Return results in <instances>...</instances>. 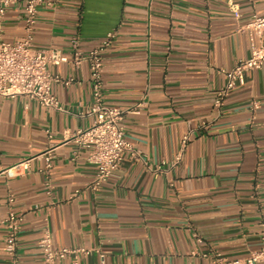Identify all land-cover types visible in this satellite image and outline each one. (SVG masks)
<instances>
[{
  "label": "crops",
  "instance_id": "obj_1",
  "mask_svg": "<svg viewBox=\"0 0 264 264\" xmlns=\"http://www.w3.org/2000/svg\"><path fill=\"white\" fill-rule=\"evenodd\" d=\"M26 1L6 8L5 40L25 35ZM256 14H264V0H43L34 46L70 57L73 37L84 54L102 46L104 102L138 111L127 112L123 124L142 157L126 153L114 176L98 190L88 187L96 165L68 137L96 118L89 112L88 59L50 68L72 79L53 84L63 110L22 95L0 96V264L12 260L2 224L9 208L23 216L18 264L42 261L46 226L56 247L91 250L81 258L89 264H210L216 256L245 258L259 249L264 64L246 71L244 84L215 106L227 80L221 69L250 56L247 25ZM49 148L55 154L51 194L38 156ZM26 159L27 171L13 169Z\"/></svg>",
  "mask_w": 264,
  "mask_h": 264
},
{
  "label": "built area",
  "instance_id": "obj_2",
  "mask_svg": "<svg viewBox=\"0 0 264 264\" xmlns=\"http://www.w3.org/2000/svg\"><path fill=\"white\" fill-rule=\"evenodd\" d=\"M15 0H0V96L27 98L38 100L43 106L63 110L59 98L53 93L54 83L69 85L72 79H63L59 74L51 71V66H57L72 61L80 65L84 59L90 61V72L93 85V103L89 112L95 114L94 123L86 128H78L71 132L69 139L75 141L79 146L86 147L89 151V160L96 165V175L88 183V187L98 190L104 182L115 175L120 167L126 153H130L135 160L142 157L141 150L135 148L126 138L124 120L127 112H138L107 105L103 96V69L104 59L102 46L91 49L88 54L79 48L78 37H73L72 57L64 54L58 48H37L34 46V29L38 17V8L43 0H27L25 6V35L14 42L4 39L2 20L6 8ZM247 28L251 33V53L244 60L239 61L231 69H221L226 75V83L217 90L215 106L220 109L228 94L238 85L244 84L245 72L261 68L264 64V14L254 15L248 23ZM257 36V39L254 36ZM114 36L108 33L103 41V46L108 45ZM258 100L252 102V108H259ZM207 122H203L205 125ZM188 136H185V140ZM44 159L42 171L46 175L45 189L52 193L50 176L54 167V149L49 148L38 155ZM31 159L23 160L13 169L20 172L30 168ZM10 174H14L9 170ZM13 197H9V202ZM23 216L13 208H9L2 224L6 229L5 250L11 255L10 264H18L16 257L17 240L21 229ZM264 235V233H263ZM264 238V236H263ZM43 258L39 264H60L59 260L69 259L68 264L83 263L81 258L88 255L91 250L82 246L56 247L53 244L52 233L48 226L43 230L40 239ZM210 264H264V244L245 258L229 259L225 257H214Z\"/></svg>",
  "mask_w": 264,
  "mask_h": 264
}]
</instances>
